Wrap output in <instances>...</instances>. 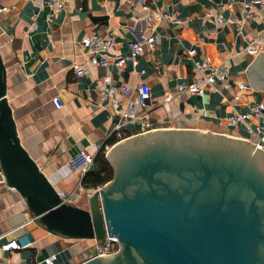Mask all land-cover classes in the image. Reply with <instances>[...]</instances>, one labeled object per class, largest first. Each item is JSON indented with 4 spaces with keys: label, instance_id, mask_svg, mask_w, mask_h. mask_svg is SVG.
Listing matches in <instances>:
<instances>
[{
    "label": "crops",
    "instance_id": "obj_1",
    "mask_svg": "<svg viewBox=\"0 0 264 264\" xmlns=\"http://www.w3.org/2000/svg\"><path fill=\"white\" fill-rule=\"evenodd\" d=\"M144 1L162 7L171 17L155 21L148 29L139 0H66L60 10L51 9L45 0H0V54L7 101L22 144L57 190L70 193L79 185L85 188L81 179L86 171L68 165L73 145L95 154L107 139L114 138L115 143L141 131L140 118H134L125 120L119 134L111 132L117 112L100 95L108 75L121 106L127 100L120 91L122 85L148 84L146 114L155 129L195 128L242 139L250 135L243 123L224 122L233 106L248 111L249 104L264 97L261 90L246 85V69L253 56L242 49L258 35L261 25L257 20H241L242 0ZM92 31L113 37L111 52L126 53L129 40L147 35H154L156 41L122 67L91 64L82 38ZM190 47L196 49L194 59L207 57L214 64L228 59L227 86L183 92L164 101L163 95L174 93L176 83L192 78V57L185 53ZM74 64L85 71L76 74ZM55 96L62 102L60 107L53 101ZM249 122L256 129L257 124L264 125V115L252 116ZM250 137L253 143L256 135ZM112 144H105V151ZM81 193L76 191L73 204L82 206L77 202ZM14 237L26 245L8 247ZM93 243L46 230L0 173V264H36L51 254L54 264H77Z\"/></svg>",
    "mask_w": 264,
    "mask_h": 264
},
{
    "label": "water",
    "instance_id": "obj_2",
    "mask_svg": "<svg viewBox=\"0 0 264 264\" xmlns=\"http://www.w3.org/2000/svg\"><path fill=\"white\" fill-rule=\"evenodd\" d=\"M246 72V84L264 90V52ZM79 150L73 145L69 154ZM105 157L113 176L88 196L87 206L62 201L19 138L0 54L4 181L51 233L117 236L116 252L77 264H264V151L249 140L157 128L116 141Z\"/></svg>",
    "mask_w": 264,
    "mask_h": 264
},
{
    "label": "built area",
    "instance_id": "obj_3",
    "mask_svg": "<svg viewBox=\"0 0 264 264\" xmlns=\"http://www.w3.org/2000/svg\"><path fill=\"white\" fill-rule=\"evenodd\" d=\"M46 4L51 9H63L66 0H45ZM140 5L143 8V17L148 29H151L155 21L167 19L171 17V13L164 10L162 7L146 3L144 0H139ZM241 20L242 21H255L257 20L261 28L257 36L248 39L247 44L242 49L244 54L256 56L259 53L264 52V0H242L240 3ZM218 21L222 20L219 15ZM156 37L154 35H147L142 40H129L128 50L126 53L111 52V47L114 44L113 37L108 35L102 37L95 31L82 38V44L86 48L88 53V62L91 64L109 65L113 64L115 67H122L126 60L134 61L138 54L142 53L146 46L154 45ZM185 53L192 57L196 53L194 47L186 48ZM192 67L194 73L189 82L176 83V90L174 93H165L163 95L164 101H169L172 98H178L181 93H202L205 89H219L227 86L226 77L229 72L228 59H224L218 64H214L209 58L204 57L202 59H194L192 57ZM74 72L81 74L85 71L82 65L74 64ZM104 81L106 85L101 89L100 95L102 99H108L114 109H116L118 119L114 120L111 127V132L119 134V131L123 128L126 119L140 118V132L155 129L150 122L146 114V105L150 97L149 86L146 82H141L134 85H122L120 88L121 93L127 95L125 106L122 105L121 99L116 95V85L113 78L108 75L105 76ZM240 87H245V83L240 82ZM247 85V84H246ZM235 99H238V95H234ZM53 101L57 107L62 105V102L58 96L53 98ZM144 107V108H143ZM264 115V97L255 99L249 104L248 111H240L236 107H232L230 114L225 118V123L230 125H236L243 123L248 133L256 135V139L252 140L254 147L264 151V125L257 124L256 129L252 128L249 119L254 116L258 117ZM250 135L245 137L247 140H251ZM120 136V135H119ZM95 154L90 153L87 149L81 148L77 153L70 157L68 165L72 169H78L80 171H87L94 164ZM102 184L95 187L78 186L75 191L67 193L63 190H57L59 197L62 201L72 203V199L76 191L85 192L89 196L95 189H99ZM117 236L105 234L101 239H95L92 244L91 250L87 252L86 256H83V260L111 254L118 250L119 245L117 243ZM26 243L20 238H12L8 243L10 248H22ZM55 255L51 254L45 256L43 259L38 260L36 264H54Z\"/></svg>",
    "mask_w": 264,
    "mask_h": 264
},
{
    "label": "trees",
    "instance_id": "obj_4",
    "mask_svg": "<svg viewBox=\"0 0 264 264\" xmlns=\"http://www.w3.org/2000/svg\"><path fill=\"white\" fill-rule=\"evenodd\" d=\"M114 141V138L107 139L95 153L92 169L86 171L81 179L84 187H95L112 178L113 168L105 157V144H112Z\"/></svg>",
    "mask_w": 264,
    "mask_h": 264
},
{
    "label": "rangeland",
    "instance_id": "obj_5",
    "mask_svg": "<svg viewBox=\"0 0 264 264\" xmlns=\"http://www.w3.org/2000/svg\"><path fill=\"white\" fill-rule=\"evenodd\" d=\"M263 93H264V90H261ZM103 185V184H102ZM87 198H88V196L85 194V192L83 191L82 193H81V199H79L77 202H78V204H80V205H84V203L86 204V200H87ZM87 206V204L85 205V207Z\"/></svg>",
    "mask_w": 264,
    "mask_h": 264
},
{
    "label": "bare ground",
    "instance_id": "obj_6",
    "mask_svg": "<svg viewBox=\"0 0 264 264\" xmlns=\"http://www.w3.org/2000/svg\"><path fill=\"white\" fill-rule=\"evenodd\" d=\"M254 57V56H253Z\"/></svg>",
    "mask_w": 264,
    "mask_h": 264
}]
</instances>
